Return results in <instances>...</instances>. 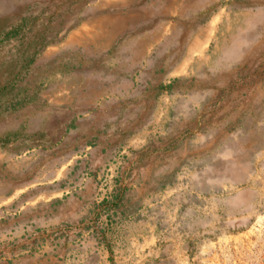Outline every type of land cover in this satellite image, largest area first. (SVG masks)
<instances>
[{"label":"rangeland","instance_id":"rangeland-1","mask_svg":"<svg viewBox=\"0 0 264 264\" xmlns=\"http://www.w3.org/2000/svg\"><path fill=\"white\" fill-rule=\"evenodd\" d=\"M0 264H264V0H0Z\"/></svg>","mask_w":264,"mask_h":264}]
</instances>
